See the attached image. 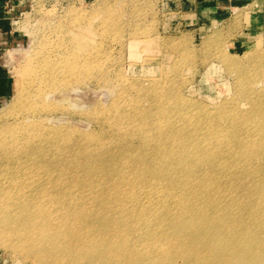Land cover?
Segmentation results:
<instances>
[{"label":"rangeland","instance_id":"rangeland-1","mask_svg":"<svg viewBox=\"0 0 264 264\" xmlns=\"http://www.w3.org/2000/svg\"><path fill=\"white\" fill-rule=\"evenodd\" d=\"M177 1L19 0L5 9L0 264H66L43 233H15V223L75 210L70 223L89 208L103 219L89 230L121 229L114 247L123 254L133 239L147 242L138 254L170 264L264 253V74L255 76L264 0L187 13ZM152 82L165 100L146 92ZM186 180L193 188L174 191ZM170 213L192 216L213 240L177 241L172 223L162 225ZM86 245L89 255L107 250Z\"/></svg>","mask_w":264,"mask_h":264},{"label":"bare ground","instance_id":"bare-ground-1","mask_svg":"<svg viewBox=\"0 0 264 264\" xmlns=\"http://www.w3.org/2000/svg\"><path fill=\"white\" fill-rule=\"evenodd\" d=\"M256 58L257 60H260V61L263 59L260 56L259 57L257 56ZM247 60H248V57H247ZM254 60L256 59L254 58ZM249 62L250 61H248V63ZM259 65H255L256 78L259 77V75L264 74V64L263 65L261 64L260 68H259ZM26 73L27 75H29L28 70H26ZM157 83L158 82H152L153 85L150 86V89H147L146 92L150 94L151 96L153 95L162 100H165V98L161 97V94L159 92L161 89V86L159 87L160 88L159 89L158 88L159 85ZM255 92L256 91H254L253 93ZM161 93H163L164 95L163 89H161ZM144 95H147V94H144ZM150 95H149V98H150ZM247 97L249 96L246 95L245 97L246 101L248 100ZM253 99H255L254 96H253ZM259 106H260V103L257 104L255 108H259ZM186 181L187 182H179V184L175 186L174 191H178L183 194L184 192H188V190L191 189V187L193 188L191 183H189L190 180H186ZM153 190L157 191V188H154ZM130 192L133 193V190H130ZM84 204L85 203H83V205ZM90 210L95 212V210H92L91 208H89L87 212H79V213L78 211L75 212V215H77L81 220L78 221L77 217L76 218L74 217V219L70 223H67V220L65 219L68 216H71V217L74 216L73 211L75 210H70V212L67 213L66 217L64 218L65 221L59 218H56L55 220L51 218L49 221L47 220H43V221L28 220L23 225L20 222V218H18L17 223H15V227L13 228V231H15V233H19V232L26 233L27 231H29L30 233H35V232L43 233L45 235V237L43 238L45 239H43L41 243H43L45 247L48 246V248L46 249L47 251H49V253H51L55 258L60 259L63 263H66V264H78L80 263V260L83 261V258L87 259L88 264H96L98 261H101V264H170V262L172 261L171 258L165 257V255L163 254H159L158 252H151L149 250H143L144 254H138L136 250L138 249L137 247L139 246L140 249H142L143 246H140V245L147 243V242H143V240H140V239H133V242L130 243L133 249L131 250V252H129L128 250L124 252L123 254V252L121 251L123 250V248L119 246H117L116 248L114 247L116 243H118L120 240L124 238V234H120L119 236L117 235V231L121 232V229H110L105 232H102L99 229L89 230L91 226H89L88 228V225H92L93 222H96V226H97L98 222L103 221V219L99 220L101 219L100 215L99 216L91 215ZM13 218H14V215H13ZM4 219L7 221L12 220V218H10V215H8ZM164 221L166 222H164L162 225L168 226L169 223H172L171 226L173 227V230L175 231V233H173L175 235L174 238L177 239V241L179 242H185V241L191 240V241H200V242L206 243L208 241L211 242L214 238L212 233L207 231L205 228L201 226H196L192 216H183V215L181 216L180 214L175 216L174 213H170L169 215L166 216ZM80 223H82L85 230H82L84 228L78 227L77 224H80ZM100 225L101 224L99 223L98 226ZM186 229H189V230H186ZM42 230H46L47 232L45 233ZM78 232H81V233L84 232L83 235L86 234L88 237L93 236L97 233H100L98 234L100 237L99 238L90 237L87 239L83 235H81L80 237L78 235L79 234ZM112 233H114L116 237ZM17 235L21 237L23 236V234H17ZM149 238L151 239L152 236H149ZM164 240L168 241L170 239L165 238ZM102 242H103V245H100ZM86 244L98 245L97 246L98 248L101 246H105L103 249L105 250L107 249V250L103 251L102 255H98V253L96 252L89 255L86 252H88V249H90L91 247H87ZM108 248H111V249H108ZM244 252L245 251H243L242 254L241 253L237 254V256H239V260H241L239 261L240 262L239 264H264V253L257 254L256 252H253L251 255H248L247 253H244ZM113 256L119 257V258L113 259L114 258ZM121 257L122 259H120Z\"/></svg>","mask_w":264,"mask_h":264},{"label":"crops","instance_id":"crops-1","mask_svg":"<svg viewBox=\"0 0 264 264\" xmlns=\"http://www.w3.org/2000/svg\"><path fill=\"white\" fill-rule=\"evenodd\" d=\"M19 0H0V38H2L9 31L8 16H5V9L11 7ZM245 0H178L176 4L179 5L182 13L187 11L197 12L198 8L205 7L208 9L221 10L229 9L233 3L242 6ZM251 1V0H250ZM240 7V8H242ZM195 9V10H194ZM11 91V80L5 69L0 64V98L8 96Z\"/></svg>","mask_w":264,"mask_h":264}]
</instances>
